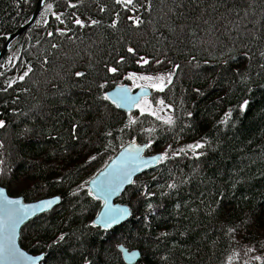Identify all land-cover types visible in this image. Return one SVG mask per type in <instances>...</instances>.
I'll use <instances>...</instances> for the list:
<instances>
[{"label": "trees", "instance_id": "obj_1", "mask_svg": "<svg viewBox=\"0 0 264 264\" xmlns=\"http://www.w3.org/2000/svg\"><path fill=\"white\" fill-rule=\"evenodd\" d=\"M68 2L48 0L54 12L65 13L66 24L73 29L71 39L48 37V31L65 25L46 14L45 26L39 14L41 24L35 22L16 38L0 61V88L17 81L7 92L0 91V119L7 124L0 129L4 144L0 186L26 202L62 198L57 208L22 229L21 247L34 255L46 254L47 264H83L84 258L92 264H125L120 246L141 252L137 264H264V72L258 67L264 63L260 56L264 38L254 39L264 37V0H151V12L140 7L147 0H138L136 15L144 21L139 28L131 25L115 0H71L76 9L68 8ZM37 6L38 0H0V53L8 35L28 24ZM117 12L118 27H108ZM70 13L101 23L79 29L68 23ZM128 46L149 60L171 63L140 67L136 57L126 53ZM253 53L250 62L247 57ZM122 55L128 56L120 66L125 75L130 71L157 75L167 73L173 63L181 65L173 85L162 93L152 90L150 98L156 106L160 107L159 99L173 106L174 111L165 107L158 113L174 117L171 128L152 116H139L138 110L131 113L142 121L132 133L137 141L143 144L149 136L156 140L147 155L202 140L210 147L199 150L207 153L200 160L191 153L181 155L137 177L119 199L132 210L131 219L105 231L89 227L102 203L84 193L73 197L71 192L102 170L130 139L116 132L115 139L103 135L109 128L123 127L128 113L113 108L109 115L95 99L96 82L107 77L108 90L115 88L104 66ZM28 65L32 73L19 81ZM76 71H84L86 78L77 79ZM237 72L247 73L246 83ZM115 83L131 81L121 76ZM196 88L204 94L197 95ZM245 99L249 106L241 112ZM229 110L227 124H221ZM187 112L192 113L190 118ZM73 120L82 125L79 141L69 136ZM25 129L31 131L24 135ZM91 155L97 159L87 164ZM181 178L191 179L185 184ZM173 180L178 188L164 187L169 195L161 197L160 186ZM143 184L157 195L141 198ZM211 208L216 211L209 214ZM229 228L236 230L230 233ZM61 233L68 234L66 242L54 245Z\"/></svg>", "mask_w": 264, "mask_h": 264}, {"label": "snow or ice", "instance_id": "obj_2", "mask_svg": "<svg viewBox=\"0 0 264 264\" xmlns=\"http://www.w3.org/2000/svg\"><path fill=\"white\" fill-rule=\"evenodd\" d=\"M138 0H115V4L121 5L123 7V11L128 13L127 20L131 23L134 28H139L144 21L140 18V16L136 15L139 11L137 7ZM38 5L41 8L40 16L41 20L45 26H47V20H44L46 14H51L56 21L59 22L60 25H65L64 28H57L55 31H48V37H67L71 39L69 33L73 31L71 27L66 24L65 13L54 12L53 5L48 3V0H38ZM70 9H76L78 5L76 3H72L71 0L66 5ZM141 8H144L145 11L151 12L152 4L151 0H147L146 4H141ZM101 12L106 11L104 7L100 8ZM120 13H116V19H114L108 27L116 29L119 24ZM70 19L68 23L74 24L77 28H89L98 26L101 22L97 19H92L89 17L87 20L81 19L78 16H75L74 13L68 14ZM41 20H37L36 24L39 26L41 24ZM264 37H254V39H260ZM59 45L52 44V48H57ZM250 51V50H249ZM126 53L131 57H136L135 63L140 67L148 66L151 64L162 65L165 63H171L167 60H160L159 58H154L153 60H149L145 56L139 55L136 47L128 46L126 49ZM247 55V53H245ZM255 54L248 55V60L251 62L254 59ZM261 58H264V51L260 53ZM128 56L122 55L118 59H115L113 65L105 64L106 73L110 74L111 82L115 84V90L109 91V79L106 77L103 79V82H96L95 88L97 95L95 99L103 104L104 108L108 111L109 115L112 112V109L118 110H126L128 113V120L123 124V127L119 129H111L104 131L103 135L105 137H110L115 139L114 132L120 134H127L130 136L128 143L121 144L122 150L119 152L118 156L112 160L111 164H106L105 167L100 170L94 177L89 180H85L83 184H78L77 189L71 192L73 197H78L80 193H84L87 197H90L94 201H102V211L99 212L95 219L92 221V224L89 227L97 228L102 227L105 230L111 228L113 225L119 224L122 220H125L128 216H131L132 210L129 207L117 206L114 205L112 201V197L115 195L121 194L125 190V185H135L136 181L133 179L134 175L138 171H142L149 167H153L158 163L165 162L169 159H174L178 156H188L189 153L196 160H200L201 157L207 155L206 151H199L201 149H205L206 146L210 147V144L207 140H202L201 142H196L194 144H188L185 147H181L179 149H174L172 145H169L162 152L152 155L148 158H145L143 153L146 149H152L153 145L156 143L155 138L149 136L146 142L143 144L137 143V136L132 135V133L136 130L134 126L141 125L142 121L138 118H133L132 109L136 108L139 112V116H152L156 120H162L163 124L169 126H173L175 124V119L173 116H168L166 118H162L158 112L162 111L165 107L174 111L172 105H165V101L163 99H159L157 103L160 105L159 109L153 107L152 102L148 99L150 93L149 89H154L156 92H164L168 86L173 85L174 77L176 76L177 70L181 68L179 64H172V69L167 73H161L157 75L147 74V73H138L135 71L127 72L125 75L121 69V65L126 64ZM12 57L9 58V63L12 62ZM229 59H235L234 56L229 55ZM195 60V57H193ZM44 63H48L47 60ZM199 67V64L196 65ZM260 72H264V63H260L258 65ZM33 68L31 65L27 66V69L23 72L22 75L18 77L19 81H24L26 77L32 73ZM260 74L259 72L257 73ZM3 73H0L2 76ZM73 75L77 78H86V73L84 71H76ZM236 75L240 78L241 83H246L248 80L247 73L237 72ZM123 77L124 80L131 81L132 86L134 88H139L141 91L138 95L132 94V88H130L127 84L119 83L116 84L115 81ZM17 83L16 80H9L6 82V86L0 88V91L7 92L9 89H12L13 86ZM251 91V89H248ZM25 92L28 91L27 88L24 89ZM194 92L197 95H203L199 88L194 89ZM16 101H13L15 103ZM249 106V100L245 99L243 103L239 105V110L244 112ZM79 111V109H75ZM187 117H191L192 113L187 112ZM231 116V110L225 113V119L220 121L221 124H227L228 118ZM7 127L6 121L4 119H0V129H4ZM82 125L73 120L71 126L69 128V136L76 141H79V130ZM188 127H191L189 124ZM31 129H25L24 135H27ZM149 132L155 131V129L147 130ZM142 132L137 133V135H141ZM53 140H58L59 137H51ZM105 149L110 147V144L104 145ZM4 148L3 142H0V149ZM97 159L96 155H91L87 158L86 163L91 164L93 161ZM111 159V158H110ZM3 161H0L2 164ZM3 174V170L0 169V175ZM155 179V178H154ZM189 179L181 178L180 183H188ZM60 182V181H58ZM235 183H233V187H235ZM161 191L159 195L161 197L169 195V192L163 191L164 187H167L170 191H174L178 188V183L173 180L172 183H168L166 185H161ZM157 193L152 191L147 184H143L140 186V197L146 198L150 200L152 197L156 196ZM203 193L201 196L203 197ZM220 199L224 198L223 192L218 193ZM61 202L60 196H54L51 199L41 200L39 203L29 204L25 203L21 199H12L5 192V188L0 187V264H47V257L45 255L38 256H30L26 252L21 251L19 247H17L16 239H17V228L24 223L26 220H29L31 217L37 214V211L44 212L50 209H53L55 205H59ZM201 203H204V200L201 199ZM99 206V205H98ZM218 206V202H217ZM148 209L151 211L153 205L148 203ZM177 209L181 207L179 203L175 205ZM210 207V206H209ZM195 211V209H194ZM215 208H211V212H215ZM235 228H229L228 231L235 232ZM161 236H167V233H161ZM68 238L67 233L59 234L53 244L60 245L66 242ZM39 246V245H37ZM53 245H49L52 247ZM121 251H126L123 246H121ZM135 255V253H133ZM256 259H260V257H256ZM83 264H92L90 259L84 258Z\"/></svg>", "mask_w": 264, "mask_h": 264}, {"label": "water", "instance_id": "obj_3", "mask_svg": "<svg viewBox=\"0 0 264 264\" xmlns=\"http://www.w3.org/2000/svg\"><path fill=\"white\" fill-rule=\"evenodd\" d=\"M40 11H41V8H40L39 5H38L37 8H36V11H35V13H34V15H33V17H32V19H31V21H30L28 24H26L25 26L21 27V28H20L17 32H15L14 34L8 35V37H7V41H6V44H5V47H4V49L2 50V52L0 53V61H1V59L3 58V56L8 52V50H9L10 45L12 44V42H13L17 37H19V36H20L25 30H27L28 28H30L32 25L35 24V22H36V20H37V18H38V16H39V14H40ZM128 86H129V85H128ZM113 90H115V88L112 89L111 91H113ZM140 91H141L140 89H138V90H134V91L132 90V94H133V95H138V94L140 93ZM148 91H149V93H150L149 97H151V96H152V90L149 89ZM149 97H148V98H149ZM135 110H136V108H133V109H132V112H134ZM120 111H123V112L127 113L126 110H120ZM137 143H139V142L137 141ZM139 144H141V143H139ZM121 150H122V149H121ZM121 150H120V151H121ZM120 151H119V152H120ZM119 152H118V153H117V154H116V155L110 160V162H109L108 164H111L112 160L115 159V158L118 156ZM146 152H147V149H146L145 152L143 153V155L145 156V158H148V157L152 156V155H147ZM154 155H155V154H154ZM159 164H160V163L156 164V165L153 166V167H149V168L144 169V170H142V171H138V172L134 175L133 179L135 180L137 177H139V176H141V175H143V174H145V173H147V172H149V171L154 170L155 168L158 167ZM131 186H133V185H131ZM131 186H130V185H125V190H124L121 194L113 196L111 202H112L114 205H117V206L128 207L127 205H124V204L118 202V199H119V198L124 194V192H125L128 188H130ZM0 187H2V186H0ZM3 188H5V187H3ZM5 192H6V194L9 196V198H12V199H21V200H23L25 203H29V204L39 203L41 200H44V199H51V198L54 197V196H53V197H48V198L40 199V200H37V201L26 202L25 199H24L23 197H21V196H11V195L8 193V191H7L6 188H5ZM60 197H61V196H60ZM101 202H102V201H101ZM61 203H62V198H61V202H60V204H61ZM102 203H103V202H102ZM60 204H59V205H60ZM59 205H55L53 209L57 208ZM53 209H50V210H48V211H44V212L37 211V214H36L35 216L31 217L29 220H26L24 223H22V224L17 228V239H16V244H17V247H19V248L21 249V251L26 252V253H27L28 255H30V256H38V255H34V254H31V253L27 252L25 249H23V248L21 247V245H20L21 231H22V229H23V228H24L29 222L33 221L35 218H37V217L40 216V215H43V214H45V213H48L49 211H51V210H53ZM102 210H103V209L101 208L100 212H101ZM131 217H132V215H131V216H128L125 220H122L119 224L113 225V226H112L111 228H109V229L116 228V227H118V226H120V225H122V224L128 222V221L131 219ZM99 228L105 230V229L102 228V227H99ZM109 229H107V230H109ZM123 248H124L126 251H121V246L119 247V250H120V252H121V254H122V258H123V261L125 262V264H137V263L140 261V259H141V252H140L139 250H137V249H135V250H129V249L125 248V247H123ZM133 253H135V255H133ZM39 255H45V256H46V254H39Z\"/></svg>", "mask_w": 264, "mask_h": 264}, {"label": "rangeland", "instance_id": "obj_4", "mask_svg": "<svg viewBox=\"0 0 264 264\" xmlns=\"http://www.w3.org/2000/svg\"><path fill=\"white\" fill-rule=\"evenodd\" d=\"M129 85H130L131 88H133L132 83H130ZM152 90H154V89H152ZM148 99L151 101L150 98H148ZM151 102H152V101H151ZM152 104H153V107H154V108H156V109H159V108H160L159 106H156L153 102H152ZM159 112H160V111H159ZM159 112H158V113H159ZM112 158H113V157H112Z\"/></svg>", "mask_w": 264, "mask_h": 264}, {"label": "bare ground", "instance_id": "obj_5", "mask_svg": "<svg viewBox=\"0 0 264 264\" xmlns=\"http://www.w3.org/2000/svg\"><path fill=\"white\" fill-rule=\"evenodd\" d=\"M17 38H18V37H17ZM121 149H122V148H121ZM121 149H120V150H121ZM120 150H119V151H120ZM119 151H118V152H119ZM118 152H117V153H118ZM109 162H110V161H109ZM109 162H108V163H109ZM108 163H107V164H108ZM139 177H140V176H139ZM121 197H122V196H121ZM121 197H120V198H121ZM120 198H119V199H120ZM119 199H118V202H119ZM100 202H101V201H100ZM101 203H102V202H101ZM102 204H103V203H102ZM101 208H102V207H101ZM100 210H101V209H100ZM51 211H52V210H51ZM51 211H49V212H51ZM99 212H100V211H99ZM40 216H41V215H40ZM38 217H39V216H38ZM113 229H114V228H113ZM109 230H111V229H109ZM109 230H105V231H109Z\"/></svg>", "mask_w": 264, "mask_h": 264}, {"label": "flooded vegetation", "instance_id": "obj_6", "mask_svg": "<svg viewBox=\"0 0 264 264\" xmlns=\"http://www.w3.org/2000/svg\"><path fill=\"white\" fill-rule=\"evenodd\" d=\"M132 89L137 90V89H139V88H134V87H133Z\"/></svg>", "mask_w": 264, "mask_h": 264}]
</instances>
